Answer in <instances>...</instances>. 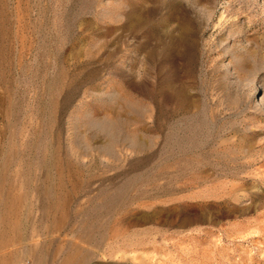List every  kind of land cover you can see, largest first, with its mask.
I'll use <instances>...</instances> for the list:
<instances>
[{
    "label": "rangeland",
    "instance_id": "obj_1",
    "mask_svg": "<svg viewBox=\"0 0 264 264\" xmlns=\"http://www.w3.org/2000/svg\"><path fill=\"white\" fill-rule=\"evenodd\" d=\"M0 264H264V0H0Z\"/></svg>",
    "mask_w": 264,
    "mask_h": 264
}]
</instances>
